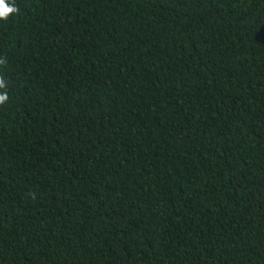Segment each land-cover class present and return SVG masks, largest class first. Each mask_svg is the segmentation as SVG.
<instances>
[{"label": "trees", "instance_id": "obj_1", "mask_svg": "<svg viewBox=\"0 0 264 264\" xmlns=\"http://www.w3.org/2000/svg\"><path fill=\"white\" fill-rule=\"evenodd\" d=\"M0 264H264V0H5Z\"/></svg>", "mask_w": 264, "mask_h": 264}, {"label": "clouds", "instance_id": "obj_2", "mask_svg": "<svg viewBox=\"0 0 264 264\" xmlns=\"http://www.w3.org/2000/svg\"><path fill=\"white\" fill-rule=\"evenodd\" d=\"M17 11L16 7L9 6L5 0H0V19L7 20L8 16ZM6 61L0 59V65H4ZM7 85L3 76H0V89H6ZM9 99L7 91H0V105H3Z\"/></svg>", "mask_w": 264, "mask_h": 264}]
</instances>
